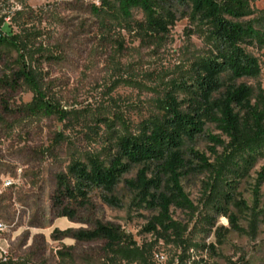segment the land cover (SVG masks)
I'll return each instance as SVG.
<instances>
[{
    "label": "rangeland",
    "instance_id": "obj_1",
    "mask_svg": "<svg viewBox=\"0 0 264 264\" xmlns=\"http://www.w3.org/2000/svg\"><path fill=\"white\" fill-rule=\"evenodd\" d=\"M93 5L99 2L0 0L1 16H7L5 22L15 32L28 24L40 34L36 47L49 56L40 64L44 88L68 113L63 121L25 117L19 108L31 102L32 94L0 85V264H111L103 241L78 242L64 235L93 230L97 222L132 236L140 253L133 264H264V183L259 181L264 160L245 178L229 179L236 184L227 211L238 230L207 204L214 182L209 172L182 180L194 210L171 209L183 229L180 240H157L145 232L157 213L138 208L124 183L116 192L118 207L103 203L97 191L85 204L61 196L59 178L73 161L91 156L106 160L116 137L136 134L142 122L157 116L174 83L184 81L192 62L210 50L185 10L177 11L176 24L162 41L148 44L134 32L102 29ZM253 6L264 9V0H253ZM17 12L21 14L15 17ZM135 17L141 19V14ZM255 54L261 75L242 82L260 83L264 89V50ZM15 58L14 52L0 58V79ZM210 135L220 132L207 125L189 147L214 164ZM138 170L124 179H133Z\"/></svg>",
    "mask_w": 264,
    "mask_h": 264
},
{
    "label": "trees",
    "instance_id": "obj_2",
    "mask_svg": "<svg viewBox=\"0 0 264 264\" xmlns=\"http://www.w3.org/2000/svg\"><path fill=\"white\" fill-rule=\"evenodd\" d=\"M97 1L99 6L93 5L92 12L102 29L134 32L148 44L162 41L175 26L177 11L185 10L210 50L192 62L184 81L174 83L157 116L142 122L136 134L116 137L106 160L91 156L85 162L73 161L68 174L59 178L61 196L85 204L97 191L103 203L118 207L116 192L124 183L135 194L138 208L157 213L145 232L157 240H180L183 229L172 219L171 209L194 210L182 180L190 173L209 172L214 182L207 204L238 230L235 216L227 211L236 184L229 179L245 178L264 160V89L260 83L242 82L257 81L262 72L255 53L264 50V9H256L253 0ZM136 13L141 19H136ZM6 18L0 10V58L11 52L16 58L0 85L12 92L26 88L32 94L31 102L19 108L21 115L67 120L68 113L48 98L44 88L40 64L49 56L36 47L40 34L28 29V24L15 32ZM179 93L184 98L179 99ZM106 125L112 127L110 122ZM207 125L220 132L208 136L214 145V164L189 147L204 135ZM135 168H139L135 177L124 179ZM263 175L264 169L260 185ZM64 235L78 242L103 241L111 264H133L140 256L132 236L110 225L97 222L93 230H67Z\"/></svg>",
    "mask_w": 264,
    "mask_h": 264
}]
</instances>
